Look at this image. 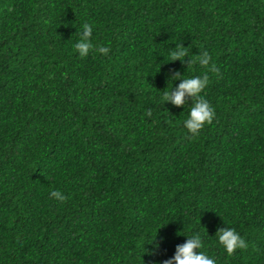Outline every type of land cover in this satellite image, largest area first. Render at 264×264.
Returning a JSON list of instances; mask_svg holds the SVG:
<instances>
[{"label": "trees", "instance_id": "16d2710c", "mask_svg": "<svg viewBox=\"0 0 264 264\" xmlns=\"http://www.w3.org/2000/svg\"><path fill=\"white\" fill-rule=\"evenodd\" d=\"M86 22L107 56L73 51ZM173 72L209 75L195 136ZM197 233L264 264V0H0V264H163Z\"/></svg>", "mask_w": 264, "mask_h": 264}, {"label": "clouds", "instance_id": "9594fccd", "mask_svg": "<svg viewBox=\"0 0 264 264\" xmlns=\"http://www.w3.org/2000/svg\"><path fill=\"white\" fill-rule=\"evenodd\" d=\"M93 41V25L86 22L82 25L79 38L73 45V51L81 59L88 57L89 54H99L101 56H107L109 54V47L94 44ZM189 52V47H185L181 43L175 44V48L170 53V62L180 61L182 64L186 63L188 66L193 62L189 57ZM185 57L189 58L187 62L185 61ZM196 61L199 65L206 68L209 73L219 76L220 69L215 64L210 63L211 57L207 51L197 55ZM177 79L180 80V83L173 88L172 81ZM168 82L171 87L169 91L164 93V102L170 103L175 107L185 108L188 105L189 111L187 117L183 120V128L192 136L197 135L215 117L214 107L202 95L209 84V75L184 76V73L173 72ZM189 101H191L190 105ZM50 198L60 203L65 202L67 199L66 195L59 190L51 191ZM184 236L187 237L186 242L178 245L175 249L174 256L171 259L165 260L163 264H216L215 259L204 251L205 245L200 234ZM215 236L218 245L228 255H232L237 250H244L248 247L247 241L235 228L228 226L219 228ZM154 239L148 240L147 242L152 243Z\"/></svg>", "mask_w": 264, "mask_h": 264}]
</instances>
